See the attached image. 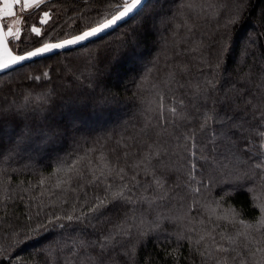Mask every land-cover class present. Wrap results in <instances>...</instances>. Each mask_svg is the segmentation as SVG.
<instances>
[{"label": "trees", "instance_id": "obj_1", "mask_svg": "<svg viewBox=\"0 0 264 264\" xmlns=\"http://www.w3.org/2000/svg\"><path fill=\"white\" fill-rule=\"evenodd\" d=\"M109 3L22 8L23 32L9 39L11 48L24 54L81 33ZM232 16L237 22L229 24ZM206 115L235 122L234 155L219 136L213 148L211 130L221 123L202 128ZM260 131L264 0H149L103 38L0 74V264H239L236 252L217 249L245 251L221 239L240 225L217 215L264 217ZM123 184L133 203L89 211ZM249 241L252 251L264 247V231Z\"/></svg>", "mask_w": 264, "mask_h": 264}, {"label": "snow or ice", "instance_id": "obj_2", "mask_svg": "<svg viewBox=\"0 0 264 264\" xmlns=\"http://www.w3.org/2000/svg\"><path fill=\"white\" fill-rule=\"evenodd\" d=\"M45 0H3V6L0 7V20L3 18L14 17L16 13L14 12V7L16 5H21L22 8L26 9L29 7H33L35 9H39L41 4L44 3ZM147 5V0H115V3H109L108 11L101 14V19L94 21V26H90L83 30L79 35H75L70 39H66L61 41L60 43L49 44L45 43L42 47L36 48L34 51H29L25 55H13L11 50L8 48L7 37L11 36L14 40L19 39L20 30L16 28L13 31L12 25H7V32H4L3 29L5 25L0 23V48L3 49V57H0V72L10 70L15 65L33 58L37 57L46 53L51 52L54 49H64L67 46L79 45L88 41H95L97 38H103L106 33H109L112 29L118 28L122 26L125 22H130L131 20L135 19L137 16L143 13L144 8ZM45 19L41 20V23H46L47 18L49 17V13L45 11L43 13ZM236 17L232 16L229 18L228 23L233 24L236 23ZM19 23V21L17 22ZM32 32H35L37 35L40 34V29L33 27L31 29ZM228 44L227 40L222 46V53L227 52ZM47 75V73H45ZM36 79H40V77H36ZM208 84L212 87L215 85L208 81ZM199 87V86H197ZM182 103V102H181ZM173 115H176L177 109L172 107L170 109ZM217 122L221 123L220 131L217 132L215 129L211 130V135L209 137V142L213 144V148L217 147L215 141L217 136L221 137V142L223 143L227 140L229 143L226 145L227 151L229 153L233 152L234 142L231 140V134L238 129L234 128L235 122L229 123L228 120L220 121L219 117L214 116H205L204 122L202 123L201 127H206L209 122ZM258 136L264 138V131H260L257 133ZM264 148V139H262L261 145ZM247 149H245L246 151ZM157 158L159 157V152L154 154ZM193 156L196 155L195 152L192 153ZM201 159L206 161L209 160V157L201 156ZM217 160L220 163V167L223 168L224 164L218 161V158H212ZM225 160H227V156H225ZM157 163L159 164L160 161L157 159ZM151 165V154L149 158H146V162H143V170L147 173L149 170V166ZM74 167V165L72 166ZM137 167H141V165H137ZM152 171L151 175L153 176V180L158 187H162L161 181L155 178V166H151ZM193 169L196 167L195 164L192 165ZM255 168L257 169H264V161L256 163ZM71 168L69 169V171ZM120 172L123 173V169H120ZM104 173H101L103 175ZM123 179V176H121ZM135 180V176L132 177ZM194 179V177H193ZM239 179V177H237ZM43 183V181H41ZM111 188V186H109ZM194 191H199V188L194 189ZM133 193L132 189L129 188L127 184H123L119 187L118 190L110 192V196L106 195L104 198L99 200V203L95 204L93 207L89 209L90 212H98L101 208L106 207L109 202L121 201L127 203H133ZM260 211L264 213V202L260 203L259 205ZM212 214L216 215V210L212 209ZM81 217H77L76 219H80ZM68 221L73 220L72 215H68L66 217ZM218 220L227 221L229 224L240 225V229L235 233L233 236H224L221 235L222 240H227L229 245H237L239 244L245 251H236L235 248H224L223 246L219 247L217 251L221 252H228L234 251L236 252L235 257L233 259H239V264H264V247H257L255 251H252L249 248V237L250 234L254 231H264V217L259 220H255L254 222H248L245 219L239 218V213L233 209L226 210L223 214L217 215ZM211 235V233H209ZM112 237H105L104 242L99 245L101 251L104 250L105 246L109 243ZM200 240H204V237L201 236ZM212 240L215 241V237H212ZM200 241H197L199 243ZM259 254V257L257 256Z\"/></svg>", "mask_w": 264, "mask_h": 264}, {"label": "rangeland", "instance_id": "obj_3", "mask_svg": "<svg viewBox=\"0 0 264 264\" xmlns=\"http://www.w3.org/2000/svg\"><path fill=\"white\" fill-rule=\"evenodd\" d=\"M234 4V1H232V5ZM3 6V0H0V7H2ZM29 8H31V7H29ZM24 9V8H23ZM26 9H28V8H26ZM21 10H22V4L21 5H16L15 7H14V12L16 13V15L14 16V17H8V18H3L2 20H3V24L5 25V30H6V32H7V25H12L13 26V31H15L16 30V28H19V30H20V36H21V34H22V32H23V28H24V18H23V16L21 15ZM44 13V12H43ZM43 13H42V15H41V18H40V20H43V19H45V17L43 16ZM49 18V17H48ZM48 18H47V20H48ZM19 21V23H17ZM33 28V27H32ZM36 28H39V27H36ZM40 29V28H39ZM35 33V32H34ZM76 35V34H75ZM20 36H19V38H20ZM74 36V35H73ZM69 37H72V36H69ZM69 37H67V38H69ZM12 37L11 36H8V40L9 39H11ZM67 38H64V39H67ZM13 39V38H12ZM64 39H61V40H64ZM18 39H15L14 41H17ZM61 40H58V41H61ZM58 41H50V42H47V43H49V44H51V43H55V42H58ZM92 42V41H91ZM90 43V42H89ZM10 44V43H9ZM45 44V43H44ZM44 44H42L41 46H43ZM11 46V45H10ZM41 46H39V47H41ZM36 48H38V47H36ZM36 48H34V49H36ZM33 49V50H34ZM13 50V49H12ZM32 51V50H31ZM18 54V53H17ZM52 56V55H51ZM48 57H50V56H48ZM45 58H47V57H45ZM44 59V58H43ZM52 63H55L56 64V62L55 61H53ZM60 64H61V62H60ZM63 70L61 71V73L62 72H66V73H70V69H69V71L67 72V70L65 69V68H62ZM56 70L57 69H55V73H56ZM55 73H54V70H53V74H52V76H51V79H53L54 80V77H55ZM65 73V74H66ZM47 88H50V86H47ZM37 98V97H36ZM42 143H44V142H42ZM39 147V146H38ZM42 148H44L45 146H44V144H42V146H41ZM36 148H37V146H36ZM42 148H40V149H42ZM20 154H23V151L22 150H20L19 149V151H18Z\"/></svg>", "mask_w": 264, "mask_h": 264}, {"label": "water", "instance_id": "obj_4", "mask_svg": "<svg viewBox=\"0 0 264 264\" xmlns=\"http://www.w3.org/2000/svg\"><path fill=\"white\" fill-rule=\"evenodd\" d=\"M148 1H149V0H147V2H148ZM0 23L3 24V21L0 20ZM3 25H4V24H3ZM115 29H116V28L112 29L111 31H113V30H115ZM3 31L6 32L5 27H4ZM111 31H110V32H111ZM79 34H80V33H78V34H76V35H79ZM106 34H108V33H106ZM106 34H105V35H106ZM74 36H75V35H74ZM72 37H73V36H72ZM72 37H69V38H67V39H70V38H72ZM97 39H98V38H97ZM64 40H66V39H64ZM61 41H63V40H61ZM61 41H58V42H55V43H60ZM89 42H91V41H88V42H85V43H82V44H79V45L67 46V47H65L64 49H54V50H52V51L49 52V53H46V54H43V55H40V56H37V57H33V58H30V59H27V60H25V61H23V62H21V63L15 65L12 69H15V68H17V67H20V66H22V65H24V64L30 63V62L35 61V60H38V59H42V58H45V57H48V56H51V55H55V54L60 53V52H64V51H68V50H72V49H75V48L81 47V46H83V45L88 44ZM7 43H8V48H9V50H11V52H12L13 55H25V54H26V53H24V54H17V53H15V52L12 50V48H11V46H10V44H9L8 37H7ZM55 43H51V44H55ZM41 47H42V46H41ZM38 48H39V47H38ZM34 50H35V49H34ZM34 50H32V51H34ZM3 55H4V53H3V49L0 48V57H3ZM12 69H10V70H12ZM10 70L2 71V72H0V74L6 73V72H8V71H10Z\"/></svg>", "mask_w": 264, "mask_h": 264}]
</instances>
